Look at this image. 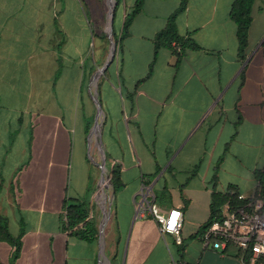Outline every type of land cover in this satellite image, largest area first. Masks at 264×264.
Masks as SVG:
<instances>
[{
    "label": "crops",
    "instance_id": "0c3cea01",
    "mask_svg": "<svg viewBox=\"0 0 264 264\" xmlns=\"http://www.w3.org/2000/svg\"><path fill=\"white\" fill-rule=\"evenodd\" d=\"M234 1L189 0L177 18L188 43H172L180 60L167 46L155 56V40L182 0H144L112 60L104 40L90 52L76 1V16L65 0L59 14L0 15V213L21 236L15 264H250L236 246L203 242L222 198H254L264 169V0L246 59ZM71 200H89L96 241L65 229ZM152 202L182 211L181 244L161 233ZM12 253L0 242V264Z\"/></svg>",
    "mask_w": 264,
    "mask_h": 264
},
{
    "label": "trees",
    "instance_id": "16d2710c",
    "mask_svg": "<svg viewBox=\"0 0 264 264\" xmlns=\"http://www.w3.org/2000/svg\"><path fill=\"white\" fill-rule=\"evenodd\" d=\"M116 1L118 7L121 3V0H116ZM188 2L189 0H182L179 8L169 17L166 28L157 35L155 40L156 42L155 56H157L158 51L161 49V47L167 46L174 49V52L177 54L178 60L182 58L183 52H179L176 48H173L172 43L177 42L179 44H182V46H186V44L188 43V42L186 43L185 39L180 35L177 25V18L181 13H183L186 10ZM254 3L255 0H235L230 11V17L237 25L239 56L242 59H246L247 57V49L249 47V31L251 28V24L253 22L252 12H253ZM143 4H144V0H137L133 10L127 14L123 26V31L119 38L114 32L115 39L118 45H120L121 40H123L128 35L131 23L133 19L140 13ZM194 47L197 48L199 46L194 45ZM255 177L259 183L256 192V197L260 198L264 202V169L256 170ZM111 180L116 190L120 185V174L118 168H114L111 171ZM239 195L240 194L237 191L230 193L222 198L220 204L224 205L225 203L230 202L234 206H240V205L242 206L252 200V199L239 200L238 199ZM67 210H68L67 221L64 225L65 229L88 242L96 241L98 238L99 230L96 225L95 216H91L92 210L89 200L67 201ZM220 213L221 210L219 211V209H214L210 223L216 217H220L221 216ZM210 223L208 224V226L210 225ZM0 242H7L13 247L12 264H15V261L20 255L21 236L14 237L11 234L9 230L8 219L5 216H3L1 213H0ZM248 256H250V253ZM247 260H249V257L247 258Z\"/></svg>",
    "mask_w": 264,
    "mask_h": 264
},
{
    "label": "built area",
    "instance_id": "2783aa9c",
    "mask_svg": "<svg viewBox=\"0 0 264 264\" xmlns=\"http://www.w3.org/2000/svg\"><path fill=\"white\" fill-rule=\"evenodd\" d=\"M238 199L248 200L243 195H239ZM149 212L163 235H173L177 243H182L184 219L180 209L164 211L156 202H152ZM203 242L205 246L221 251L236 246L250 253V264H264V202L256 196L242 206L227 202L221 216L216 217L205 230Z\"/></svg>",
    "mask_w": 264,
    "mask_h": 264
},
{
    "label": "rangeland",
    "instance_id": "374dc122",
    "mask_svg": "<svg viewBox=\"0 0 264 264\" xmlns=\"http://www.w3.org/2000/svg\"><path fill=\"white\" fill-rule=\"evenodd\" d=\"M64 1V0H62ZM69 4L74 1L73 6L70 8L65 7L64 15L76 16L78 13L76 9L78 7L77 3H79V8H81L82 13L87 17L88 22L93 29L94 34H92L89 38L90 52H94V50L98 51L100 43L104 40V45L107 46L109 55L112 51V41H116L112 29V13H111V5H108V0H65ZM116 1V0H115ZM66 2L65 5H66ZM132 0H126L127 5H131ZM123 0L119 7L115 12V17L113 21V30L117 35H120L123 29V22L125 20V14L123 13ZM8 11L9 15H22L28 18L38 15L44 16L55 11L56 14H59V0H0V15L6 14ZM109 12V14L107 13ZM104 32V36H103ZM91 33V31H90ZM117 42V41H116ZM118 48V46H117ZM116 48V52H117ZM109 60H111L109 56ZM90 62V61H89ZM95 172V167H91ZM32 171V168H31ZM32 175L37 176L36 172H32ZM105 197H107V204L110 203L112 196V185L110 181L105 180L104 184ZM108 206V205H106ZM110 216V215H109ZM103 219L102 214L99 215V221L101 222Z\"/></svg>",
    "mask_w": 264,
    "mask_h": 264
},
{
    "label": "water",
    "instance_id": "95a60500",
    "mask_svg": "<svg viewBox=\"0 0 264 264\" xmlns=\"http://www.w3.org/2000/svg\"><path fill=\"white\" fill-rule=\"evenodd\" d=\"M110 5H111V15H112V19H113V16H114V13H115V8L117 6V1L115 0H110ZM112 29V27H111ZM112 51H111V54H110V58L111 60L114 58L115 54H116V48H117V44L115 41H112Z\"/></svg>",
    "mask_w": 264,
    "mask_h": 264
},
{
    "label": "snow or ice",
    "instance_id": "6c2138e0",
    "mask_svg": "<svg viewBox=\"0 0 264 264\" xmlns=\"http://www.w3.org/2000/svg\"><path fill=\"white\" fill-rule=\"evenodd\" d=\"M173 219H175V218H173Z\"/></svg>",
    "mask_w": 264,
    "mask_h": 264
}]
</instances>
